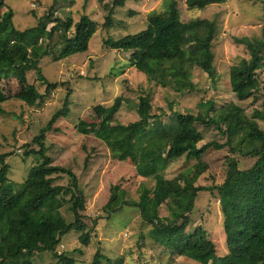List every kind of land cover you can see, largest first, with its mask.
I'll return each instance as SVG.
<instances>
[{"label":"trees","instance_id":"trees-1","mask_svg":"<svg viewBox=\"0 0 264 264\" xmlns=\"http://www.w3.org/2000/svg\"><path fill=\"white\" fill-rule=\"evenodd\" d=\"M130 1L133 0H113L110 8L104 6L108 9L105 29L114 26L113 15ZM59 2L68 0H54L53 3ZM227 2L186 0L185 5L188 10L203 11ZM3 4L4 0H0V6ZM161 8L159 13L153 11L147 15L145 29L118 39L109 37L103 45L130 53L131 67L150 82L164 89L170 88L180 96L201 91L200 86L192 82L195 69L207 76L212 87L216 86L219 77L212 48L216 40V20L193 18L182 21L178 0H165ZM50 18L51 14L39 19L34 28L20 31L13 25L11 10L0 14V80L14 77L22 86L17 100L27 107L41 104L59 86L43 76L42 58L50 54L55 61H61L86 54L98 29L97 22L82 15L76 23L71 19L56 20L46 31ZM71 29L73 37L69 38ZM54 36L56 41L53 43ZM235 42L244 46L248 54V59L240 58L229 71L231 92L242 102L247 100L248 90L259 80V74H264V26L260 35L235 38ZM51 48L56 52H48ZM32 74L39 79V84L45 85L44 93L28 83ZM69 97L68 90L63 107L32 140L36 149L25 155L32 154L36 163L26 178L12 181L5 162L8 156L0 155V264H34L38 256L45 254L53 257L54 261L49 264H77L66 252L59 254L63 238L77 232L81 233L79 240L83 245L89 242L83 214L86 207L84 191L71 170L53 165L46 143L57 120L68 117ZM6 101L0 89V114L4 113L2 106ZM123 102L124 99L118 97L110 106L94 107L96 121L92 124L80 122L76 130L103 144L113 162H131L137 178L154 184L157 206L165 205L167 217L160 218L156 213L149 216L146 206L150 204L144 200V193L141 204H128L140 212L144 223L151 225L149 236L152 241L171 259L181 257L197 264H264V132L232 102L219 109L212 102L201 104L202 112L196 116L172 112L170 123L164 125L162 112L151 114L149 94L140 98L136 107L138 120L120 125L115 116ZM258 117L264 120V108ZM197 126L214 128L227 138L232 159L227 160L224 179L218 184L203 185L202 176L207 166L199 163L166 180L164 172L172 162L183 157L199 159L211 147L222 148L209 143L198 149ZM242 159L254 160V163L243 169L238 162ZM199 194H209L220 206L227 248L225 256L218 255L215 244L201 227L189 229L192 224L189 215ZM110 199L112 201V197ZM116 207L108 203L102 213L111 217L121 208ZM104 263L131 264L122 258L112 262L97 252L92 264Z\"/></svg>","mask_w":264,"mask_h":264},{"label":"rangeland","instance_id":"rangeland-1","mask_svg":"<svg viewBox=\"0 0 264 264\" xmlns=\"http://www.w3.org/2000/svg\"><path fill=\"white\" fill-rule=\"evenodd\" d=\"M112 1L71 0L70 3L68 0L54 5V0H4V4L0 6V14L7 9L11 10L13 25L20 31L34 28L39 19L49 14L51 18L46 31L54 26L56 20L65 22L71 19L76 23L82 15L97 22L98 29L86 54L61 61H55L50 54L42 58L43 76L48 82L59 86L36 107H27L17 100L22 86L14 77L0 80V89L7 100L2 106L4 113L0 114V155L8 156L5 162L10 168L12 181L26 178L29 170L35 166L36 158L32 154H25L36 149L32 140L63 107L69 90V115L57 120L54 131L47 135L46 143L53 165L71 170L84 191L86 207L83 214L90 239L87 245H83L79 240L81 233H70L63 238L58 248L59 254L66 252L77 264H92L97 252L112 262L122 258L125 263L131 264L139 261L140 264H197L181 257L171 259L149 236L151 225L142 221L138 210L128 206L133 202L141 204V195L144 193V200L150 204L146 206L149 216L156 213L160 218L167 217L165 205L157 206L154 184L137 178L131 162H113L103 144L91 135L79 134L76 127L80 122L94 123L96 120L93 108L110 106L118 97H122L124 102L115 121L120 125H129L138 120L136 107L140 98L149 94L151 114L160 115L162 112L161 122L164 125L170 123L172 112L196 116L202 112L201 104L212 102L219 109L232 102L264 132V120L258 117V113L264 108V74H259V80L248 90L247 100L242 102L233 96L229 83L231 67L240 58L248 59L245 47L237 44L235 38L260 35L264 26V0H228L224 5L210 6L203 11L188 10L186 0H178L182 21L198 18L214 19L217 22L216 40L212 48L219 82L212 87L207 76L195 69L192 82L198 84L201 91L184 96L170 88L159 87L131 67L128 61L130 53L111 50L103 45L109 37L118 39L145 29L147 15L153 11L159 13L165 0L127 2L113 15L114 26L105 29L103 26L108 9L104 6L110 8ZM72 33L73 29L69 38L73 37ZM55 41L56 36L53 37V43ZM48 52H56V49L51 48ZM262 62L260 60L259 63ZM35 76L32 74V77H28V83L44 93L45 85L39 84V79ZM195 134L199 137L198 149L209 143L222 148L211 147L199 159L183 157L174 161L167 167L164 177L171 180L201 163L207 166L201 183L218 184L226 174L227 160L232 159L226 145L227 138L214 128L206 129L201 126L196 127ZM238 162L241 168L247 169L253 165L254 160L242 159ZM108 203L117 206L116 208L121 207L111 217L102 213V208ZM189 217L192 221L189 229L201 227L208 239L215 244L218 255L225 256L227 248L222 229L223 218L217 201H212L209 194H199ZM93 222L96 224L93 225ZM181 223L180 221L178 224ZM35 261L34 264H49L54 260L51 254H45L38 256Z\"/></svg>","mask_w":264,"mask_h":264}]
</instances>
